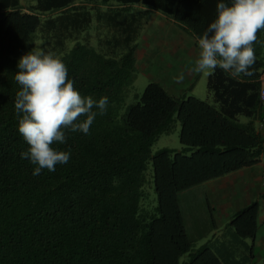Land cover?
Returning a JSON list of instances; mask_svg holds the SVG:
<instances>
[{"label": "trees", "instance_id": "trees-1", "mask_svg": "<svg viewBox=\"0 0 264 264\" xmlns=\"http://www.w3.org/2000/svg\"><path fill=\"white\" fill-rule=\"evenodd\" d=\"M76 1L25 0L23 6L22 0H0V264H219L205 245L195 249L179 195L249 168L264 154L256 126L264 118V30L257 33L252 76L235 79L217 69L208 77L217 106L174 97L155 82L138 95L132 91L139 24L133 15L120 26L121 12L140 4L196 39L215 18L217 0H115L124 8L104 12ZM93 18L113 29L104 34L110 48L79 42L76 29H87ZM38 30L44 51L61 53L72 43L59 58L74 87L94 99L107 96L109 107L87 136L68 133L65 144L53 145L71 151L68 164L34 176L35 166L19 155L27 145L17 131L14 75ZM130 94L134 103L126 107ZM176 122L181 150L152 154L154 142L170 135ZM149 162L156 200L146 192ZM258 209L254 202L233 216L241 238L255 236Z\"/></svg>", "mask_w": 264, "mask_h": 264}, {"label": "clouds", "instance_id": "clouds-1", "mask_svg": "<svg viewBox=\"0 0 264 264\" xmlns=\"http://www.w3.org/2000/svg\"><path fill=\"white\" fill-rule=\"evenodd\" d=\"M261 30L264 0H217L215 18L196 37L198 56L191 70L210 76L220 69L235 79L252 76ZM16 67L17 131L27 145L20 158L35 166L34 176L45 169L54 172L57 165L68 164L71 151L53 145L65 144L68 133L87 136L97 116L106 114L109 98L82 95L66 64L51 51L31 50ZM175 79L182 82L183 73Z\"/></svg>", "mask_w": 264, "mask_h": 264}, {"label": "crops", "instance_id": "crops-1", "mask_svg": "<svg viewBox=\"0 0 264 264\" xmlns=\"http://www.w3.org/2000/svg\"><path fill=\"white\" fill-rule=\"evenodd\" d=\"M22 5H25V0H22ZM75 6H87L93 8L94 11L98 9L99 12L124 8L117 5L115 0L109 5L99 2L86 4L83 0H77ZM145 14L147 17L152 14L159 21L154 24L156 29L152 34V48L147 43H140L143 47L147 46L149 52L140 53V61L138 64L136 63L137 71H143L147 76L152 75L150 76L152 81L160 84L174 97H186L187 93L195 95L197 88L200 87L201 95L204 89L205 101L210 105L217 106L212 92L207 87L209 76L194 73L191 70L198 56L197 40L194 37L185 33L171 19L160 13L147 10L140 4L133 5L129 10L121 12L120 26L123 21H127L133 15L136 24H138L139 21L144 20ZM95 20L93 18L87 29H76L79 32V42L88 43L99 50L110 48L105 43L99 47L94 44L92 26ZM100 27L105 34L111 35L113 32V29L105 23ZM120 33L121 30L118 29V39ZM138 40L149 41L144 34L139 36V33ZM138 51L137 46L136 54L139 53ZM181 73H183L184 79L177 83L175 78ZM263 77L264 71L260 80ZM240 121L246 122L247 120L240 117ZM256 126L264 137V127L260 121L256 123ZM202 186L204 187L199 198L203 207L201 212H206L207 217H202L201 221L197 220L195 235L190 233L191 237L196 236L195 239H198L195 249L205 245L217 257L219 264H264V154L253 166L206 182ZM254 202L259 205L256 234L254 237L241 238L235 228L231 226V220L235 214ZM208 217L211 218V222ZM197 227L201 228L197 229ZM185 258L183 261H188L189 258Z\"/></svg>", "mask_w": 264, "mask_h": 264}, {"label": "rangeland", "instance_id": "rangeland-1", "mask_svg": "<svg viewBox=\"0 0 264 264\" xmlns=\"http://www.w3.org/2000/svg\"><path fill=\"white\" fill-rule=\"evenodd\" d=\"M144 20L143 21H139V36L141 34H144L147 38H148V42L147 40H138L137 41V45L139 48V53L135 54V58H136V63H139V55L140 53H148V47L147 46H142L140 43H147V45H150L149 47L152 48V34L155 32L154 28V24L158 23L159 19L156 18V16L154 17L152 14L150 16L147 17V15L145 14L144 16ZM101 25L103 24H99L97 22V20H95V22L93 23L92 29H93V42L96 46H98L99 43H101L103 45L104 43V34L103 31H101ZM40 35V31L38 30L36 33V39L33 43V45L31 46L30 50H36V49H43V47L41 46L42 44V40L39 39ZM39 39V40H38ZM140 41V42H139ZM139 42V43H138ZM72 43L68 45V49H66L65 51L59 53H55L56 56L59 58L60 54L63 55L65 53L68 52V50L72 47ZM46 51H51L49 50L48 47H45ZM151 50V49H150ZM54 53V52H53ZM151 67V66H148ZM153 68V66H152ZM149 71L150 68H148ZM147 71V72H149ZM152 76V75H150ZM150 76L145 75V73L143 71H139L137 72V77L136 80L133 84V91L132 93H137L138 95H141L142 92L144 91L145 87L150 83L153 82L152 78H150ZM188 95H186L187 97H195L199 100L205 101V95H204V89H203V94L201 95V90L200 87L197 88L195 95H190L189 93H187ZM134 103L133 100V95L130 94V96L127 98L126 101V107L130 104ZM179 123L176 122L174 131L170 134V135H161L158 140L156 142H154V144L152 145L151 148V153L154 154L155 152H157L158 150L164 149V148H168V149H172V150H181V144L179 141ZM146 192L149 193L150 198H154V200H156L155 198V192H154V185H153V180H152V168H151V163H148V167H147V171H146ZM204 185L201 184L199 186L193 187L187 191H184L182 193H180L179 195V203H180V208L184 217V222L186 223V229L188 232L189 237L190 233L192 232V234L195 235L194 232L195 231V226L197 225V220L201 221L202 217H207V213L205 212H201L203 207L201 206L202 201L199 199L200 198V193L203 190L202 186ZM198 218V219H197ZM209 218V222H211V218ZM188 224V225H187ZM199 224V222H198ZM189 226V227H188ZM201 227H197V229H199ZM193 239L196 238V236L191 237ZM196 241L198 239H195ZM186 258H182L181 261L185 260Z\"/></svg>", "mask_w": 264, "mask_h": 264}, {"label": "built area", "instance_id": "built-area-1", "mask_svg": "<svg viewBox=\"0 0 264 264\" xmlns=\"http://www.w3.org/2000/svg\"><path fill=\"white\" fill-rule=\"evenodd\" d=\"M260 83V100L261 103L264 105V77L259 81ZM261 125L264 124V118L260 121Z\"/></svg>", "mask_w": 264, "mask_h": 264}]
</instances>
